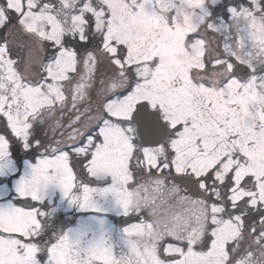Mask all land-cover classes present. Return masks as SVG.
<instances>
[{"label": "snow or ice", "instance_id": "6c2138e0", "mask_svg": "<svg viewBox=\"0 0 264 264\" xmlns=\"http://www.w3.org/2000/svg\"><path fill=\"white\" fill-rule=\"evenodd\" d=\"M0 264H264V0H0Z\"/></svg>", "mask_w": 264, "mask_h": 264}]
</instances>
